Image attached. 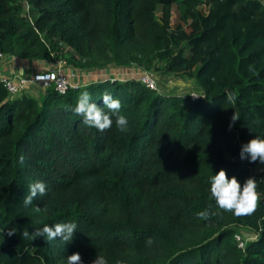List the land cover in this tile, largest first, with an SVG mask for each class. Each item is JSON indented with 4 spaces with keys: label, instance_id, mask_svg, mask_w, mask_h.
I'll return each instance as SVG.
<instances>
[{
    "label": "trees",
    "instance_id": "1",
    "mask_svg": "<svg viewBox=\"0 0 264 264\" xmlns=\"http://www.w3.org/2000/svg\"><path fill=\"white\" fill-rule=\"evenodd\" d=\"M0 51L62 57L81 71L163 61L198 93L107 75L9 96L0 82V264H67L75 252L83 264H264V164L239 158L242 144L264 138V0H0ZM84 90L105 113L103 94L118 99L128 131L86 126L72 111ZM221 169L241 186L256 181L254 214L217 208L210 188ZM36 181L46 194L25 207ZM205 208L208 220L197 216ZM69 222L71 242L22 236Z\"/></svg>",
    "mask_w": 264,
    "mask_h": 264
},
{
    "label": "clouds",
    "instance_id": "2",
    "mask_svg": "<svg viewBox=\"0 0 264 264\" xmlns=\"http://www.w3.org/2000/svg\"><path fill=\"white\" fill-rule=\"evenodd\" d=\"M102 99L105 107L109 110L108 113H105L103 108L98 107L96 103L92 102L91 94L87 90L80 92L76 106L72 111L83 117V123L86 126L94 127L98 131H106L115 123L116 128L120 132H127L129 122L126 116L120 114L121 102L118 99H114L107 92L103 94ZM228 100L229 102H234L235 98L229 96ZM237 120L234 114L231 118L229 129H231ZM239 158L241 160H248L250 163L259 161L261 164H264V138L256 137L242 144ZM23 160L24 157L21 156V163H23ZM46 190V184L43 181H36L31 184L29 186V194L23 198V206L32 205L37 195H45ZM210 193L215 200L217 208L222 211L231 212L237 217L254 214L261 203V195L257 191V183L253 178H248L243 186H241L235 176L229 179L224 169H221L213 176ZM36 211H40V208L36 207ZM214 214L210 208H205L199 211L197 216L202 220H208ZM76 228L77 224L73 222L57 223L54 227L45 225L40 229H35L31 234L25 229L22 236L29 241L40 237L51 241L60 237L62 241L71 242ZM16 232V228H8L7 236L12 237ZM3 233L4 230L0 231L2 239H4ZM146 243L148 246H151L153 241L150 238ZM67 264H83L80 253L75 252L67 256ZM92 264H107V260L103 256H96Z\"/></svg>",
    "mask_w": 264,
    "mask_h": 264
},
{
    "label": "rangeland",
    "instance_id": "3",
    "mask_svg": "<svg viewBox=\"0 0 264 264\" xmlns=\"http://www.w3.org/2000/svg\"><path fill=\"white\" fill-rule=\"evenodd\" d=\"M203 8V7H202ZM26 9V5L24 6V10ZM177 8L175 4L171 7V16L170 22L173 24L177 19ZM72 76L71 81L75 83L76 86H79L83 82H87L93 79H103L107 75L116 77L119 79L124 78H138L139 74L146 72L151 75L153 79V85H155L154 89L160 92L170 94V93H178L182 95H187L192 92H197L196 85L191 78L186 76H180L171 73L168 71L164 65L163 61H155L150 68H138L133 66L132 64L129 66H108V70H97V71H81L77 67L73 66L72 68ZM24 72H29L27 69ZM31 94L37 95L38 92L42 91L43 88L38 84H33L30 88ZM241 237L244 239H248L251 235V232L248 229H243L240 233ZM57 264H65L63 260H57Z\"/></svg>",
    "mask_w": 264,
    "mask_h": 264
},
{
    "label": "built area",
    "instance_id": "4",
    "mask_svg": "<svg viewBox=\"0 0 264 264\" xmlns=\"http://www.w3.org/2000/svg\"><path fill=\"white\" fill-rule=\"evenodd\" d=\"M8 54L0 51V59L5 58ZM11 56V55H10ZM73 66L68 64L64 58L51 56L49 59L43 60L42 63L32 67L29 72H0V82L6 89L9 96H14L22 92H28L33 84H38L45 88L52 86L56 92L63 93L70 87H75L72 83ZM140 83L149 88L155 87L150 74L143 72L136 78ZM191 99L198 96L197 92L189 93ZM237 245H242L239 235H234Z\"/></svg>",
    "mask_w": 264,
    "mask_h": 264
},
{
    "label": "crops",
    "instance_id": "5",
    "mask_svg": "<svg viewBox=\"0 0 264 264\" xmlns=\"http://www.w3.org/2000/svg\"><path fill=\"white\" fill-rule=\"evenodd\" d=\"M42 61L18 59L16 57L7 55L5 58L0 59V72H24L27 69L31 70L32 67L37 66L38 64L42 63Z\"/></svg>",
    "mask_w": 264,
    "mask_h": 264
}]
</instances>
